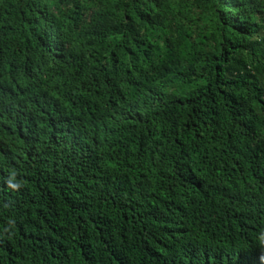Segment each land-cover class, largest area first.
Listing matches in <instances>:
<instances>
[{
	"label": "trees",
	"instance_id": "obj_1",
	"mask_svg": "<svg viewBox=\"0 0 264 264\" xmlns=\"http://www.w3.org/2000/svg\"><path fill=\"white\" fill-rule=\"evenodd\" d=\"M264 0H0V264H264Z\"/></svg>",
	"mask_w": 264,
	"mask_h": 264
},
{
	"label": "clouds",
	"instance_id": "obj_2",
	"mask_svg": "<svg viewBox=\"0 0 264 264\" xmlns=\"http://www.w3.org/2000/svg\"><path fill=\"white\" fill-rule=\"evenodd\" d=\"M262 244H264V237L261 238V241H260Z\"/></svg>",
	"mask_w": 264,
	"mask_h": 264
}]
</instances>
